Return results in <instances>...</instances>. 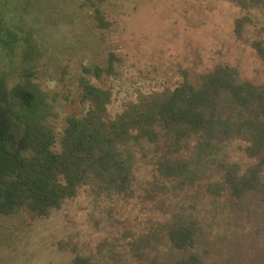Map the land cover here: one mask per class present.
<instances>
[{
    "label": "rangeland",
    "instance_id": "rangeland-1",
    "mask_svg": "<svg viewBox=\"0 0 264 264\" xmlns=\"http://www.w3.org/2000/svg\"><path fill=\"white\" fill-rule=\"evenodd\" d=\"M34 1L29 10H8V25L0 24L19 38L15 45L0 44V75L10 83L25 70L34 75L51 98L50 124L57 135L66 118L82 108L78 87L82 70L105 68L110 53L117 57L113 75L85 77L110 92L111 115L140 96L171 90L184 80L195 83L219 64L236 67L241 79L264 84V60L249 46L256 32L245 26L237 39L233 21L244 12L230 0H103L100 9L108 13L106 25L93 19L94 7L88 0ZM249 16L259 20L254 10ZM260 18L264 22V14ZM8 124L17 142L23 126L11 119ZM239 148L234 140L215 158L203 160L199 167L203 172L192 185L179 191L163 188L166 204L155 198L158 193L151 195L147 186L141 187L161 180L151 165L155 150L146 149L135 154L139 161L131 195L117 196L85 184L46 217L31 218L23 212L0 215V264H72L77 255L97 264H163L170 255L164 239L151 243L149 255L141 260L131 242L157 233V228L165 227L162 223L182 214L196 225L193 251L202 260L264 264V169L255 191L240 199L211 200L206 192L220 177L215 171L220 161L238 163L242 171L252 164Z\"/></svg>",
    "mask_w": 264,
    "mask_h": 264
},
{
    "label": "trees",
    "instance_id": "trees-1",
    "mask_svg": "<svg viewBox=\"0 0 264 264\" xmlns=\"http://www.w3.org/2000/svg\"><path fill=\"white\" fill-rule=\"evenodd\" d=\"M88 1L94 7L93 19L99 24L107 22V11L100 9L103 0ZM230 1L244 12L233 21L234 35L239 40L244 27L251 25L256 33L249 46L264 60V22L260 18L264 0ZM31 5L35 6L34 0H0V10H4L0 24L8 25V10H29ZM251 10L259 13V20L249 16ZM17 38L9 28H0L2 46L15 45ZM108 56L105 68L82 70L78 84L82 108L66 118L61 135L50 124L54 115L51 98L29 70L14 83L0 75V215L23 212L31 218L46 217L74 198L85 184L117 196L131 195L138 169L136 156L146 149L155 150L150 162L161 180L141 187L147 186L150 194L158 193L155 198L166 204L163 188L179 191L185 184L192 185L203 172L199 169L203 160L215 158L220 148L234 140L239 142L240 154L252 164L242 171L238 163L220 161L215 170L220 177L206 192L211 200L228 198L230 202L255 191L264 169V84L241 79L236 67L219 64L200 74L195 83L184 80L171 90L140 96L136 103L111 115L110 92L85 77L113 75L112 62L117 57ZM9 119L23 126L17 142L9 131ZM162 224L165 227L157 228V233L131 242L138 259L149 255L151 243L164 239L170 255L162 259L163 264H210L193 251L197 244L193 220L174 215ZM152 251L156 255L157 246ZM72 264L97 263L77 255Z\"/></svg>",
    "mask_w": 264,
    "mask_h": 264
}]
</instances>
